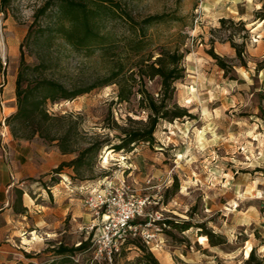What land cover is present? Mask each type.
Masks as SVG:
<instances>
[{"label":"rangeland","instance_id":"obj_1","mask_svg":"<svg viewBox=\"0 0 264 264\" xmlns=\"http://www.w3.org/2000/svg\"><path fill=\"white\" fill-rule=\"evenodd\" d=\"M48 1L9 0L0 9V132L5 126L11 130L6 119L13 113L2 102L11 94L16 98L23 50L32 67L25 86L43 79L69 89L98 85L74 100L47 103L52 113L82 120L81 147L95 138L116 140V123L122 125L129 112L147 119L139 108L140 91L159 98L161 77L146 75L168 50L185 53V77L176 83L175 101L193 118L160 123L155 145L141 143L131 152L110 149L108 161L105 147L78 173L69 168L71 175L56 174L55 168L45 181L35 179L28 203L42 212L25 219L17 215L16 235L9 231V242L7 232L1 235L0 264L55 259L59 264H155L144 256V247L159 264H243L254 246L264 256V21L258 16H264V0H76L81 7L54 0L39 13ZM156 15L163 20L144 24ZM222 18L247 23L248 34L234 27L237 39L245 41L247 65L229 42L219 40L222 33L213 34ZM212 37L228 73L209 53ZM116 72L136 92L130 103H119L118 84H104ZM98 191L111 197L110 217L85 206ZM15 193L19 208L22 197ZM141 200L136 223L118 232L119 218ZM165 219L195 227L186 232L168 227L169 234ZM201 231L223 235L228 244L212 246L207 237L201 240ZM90 235L91 248L78 252L74 263H63L52 251L61 243L77 246Z\"/></svg>","mask_w":264,"mask_h":264},{"label":"trees","instance_id":"obj_2","mask_svg":"<svg viewBox=\"0 0 264 264\" xmlns=\"http://www.w3.org/2000/svg\"><path fill=\"white\" fill-rule=\"evenodd\" d=\"M9 0H1L0 9L4 10V6ZM54 0H49L44 7L39 10V13L45 14L50 8ZM62 4L69 5L77 4L81 7V4L76 3V0H58ZM102 3L112 2V0H95ZM68 5V6H69ZM39 13L37 17H39ZM261 20L264 21V16L258 15ZM163 16H152L144 21V24H153L156 21L163 20ZM220 28L213 30V34L218 32L219 40L222 42H229L237 53V58L241 61V64L247 65L245 60V41H239L237 39V31L234 27L238 26L249 33L247 29V23L243 20L236 21L232 18H222ZM29 33L27 39L30 37ZM216 37H212L209 53L217 60L219 66L228 73V65L223 57L218 55L215 50ZM185 53L178 50L165 51L154 61L148 68L151 69V73L146 75L144 73V66L139 70L140 78H144L145 75L153 78L156 76L161 77V93L159 98H156L148 90H141V100L139 108L142 112L147 113V119H135L128 113V117L121 125L116 123L115 130L118 134L112 139L109 136L103 139H92L85 147H81L83 135L81 133V119H74L72 113L58 114L50 112L47 107L48 101L55 104L60 100H74L75 98L89 93L94 87L69 89L64 84L52 79H43L38 82L35 87L32 85H24L28 70L32 69L31 65H28L25 59V52L22 51L20 71L16 80V100L17 110L10 115L6 121L11 128V132L15 139L33 140L40 138L51 143H56L61 151L65 154L76 153L77 156L71 161H65L60 164L54 172L56 174L63 173L67 168H72L75 172H79L80 168L84 164L85 160L89 157L100 152L105 147H109L116 152L120 151H133L141 143H149L155 145L157 143L156 132L162 122L173 123L176 120L184 119L186 117L193 118L190 111L180 106L175 101L176 83L185 77L186 68L183 64ZM122 72H116L113 77L106 81L104 84H118V99L119 103H130L132 96L136 95L133 87L129 84V80L120 79ZM137 94H139L137 92ZM23 130L27 131L23 132ZM175 188L179 190L178 182ZM22 195V191H19ZM136 222L132 221L131 224ZM162 223L167 225L165 232L172 234L173 229H178L181 232L189 231L194 228L195 225L191 221H173L165 219ZM170 227L171 230L168 229ZM200 227V226H199ZM200 236H206L212 246H221L228 244L226 237L223 235H216L212 231H201ZM91 236L87 240H83L79 245L68 247L63 243L59 246H54L52 251L56 256L62 258L63 263L67 261H73V258L78 252L87 251L91 248ZM135 241H131L134 243ZM49 250V249H47ZM145 257L155 264H159L154 254L143 248ZM36 255L27 253L28 258H34ZM58 260L48 261L45 264H59ZM74 263V261H73ZM22 264H38L33 261ZM75 264V263H74ZM243 264H264V256L258 254V249L254 246L250 252L249 257L243 262Z\"/></svg>","mask_w":264,"mask_h":264},{"label":"crops","instance_id":"obj_3","mask_svg":"<svg viewBox=\"0 0 264 264\" xmlns=\"http://www.w3.org/2000/svg\"><path fill=\"white\" fill-rule=\"evenodd\" d=\"M15 102V103H14ZM2 104L16 112L17 104L15 94L5 98ZM75 155L65 154L56 143L45 144L42 139L33 140L15 139L9 127L5 126L0 132V239L4 232H7L6 241L16 235V217L20 215L23 219L30 212L42 211L38 205L28 203L31 199V183L34 180L45 177L53 169L65 161H71ZM72 169V168H70ZM67 168L68 174H72ZM65 179V176H62ZM46 177L44 178V181ZM63 183V181L61 182ZM15 189L22 197V206L17 208ZM22 191V195L20 192ZM28 197V198H27ZM32 200V199H31ZM21 210V211H20ZM9 231L12 235L10 236ZM4 239V240H5ZM1 241V240H0Z\"/></svg>","mask_w":264,"mask_h":264},{"label":"built area","instance_id":"obj_4","mask_svg":"<svg viewBox=\"0 0 264 264\" xmlns=\"http://www.w3.org/2000/svg\"><path fill=\"white\" fill-rule=\"evenodd\" d=\"M110 198V195L98 191L97 193L91 194L87 197L85 206L99 216H101L105 212V215L110 217ZM144 204L145 201L141 200L138 201L137 205L135 204L133 207H129L127 210H125L124 214L119 218L117 224H115V227L118 228V232H125L128 230V228L132 227L131 222L136 216L142 213Z\"/></svg>","mask_w":264,"mask_h":264},{"label":"bare ground","instance_id":"obj_5","mask_svg":"<svg viewBox=\"0 0 264 264\" xmlns=\"http://www.w3.org/2000/svg\"><path fill=\"white\" fill-rule=\"evenodd\" d=\"M262 24H263V22L261 21L259 23V25H262ZM111 153H112V150L108 149V151L106 152V154H107L106 161L109 160V157H110ZM201 240L202 241H206L207 240L206 236H201ZM251 250H252V247H250L249 249H247V251H246V258L249 257Z\"/></svg>","mask_w":264,"mask_h":264}]
</instances>
